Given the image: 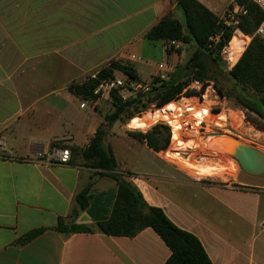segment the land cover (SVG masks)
Returning a JSON list of instances; mask_svg holds the SVG:
<instances>
[{
    "label": "crops",
    "instance_id": "crops-1",
    "mask_svg": "<svg viewBox=\"0 0 264 264\" xmlns=\"http://www.w3.org/2000/svg\"><path fill=\"white\" fill-rule=\"evenodd\" d=\"M198 1L222 18L231 0ZM169 15L184 21L177 0H0V264L169 260L170 248L151 228L134 237L98 232L96 224L111 216L117 182L88 167L80 151L68 165L51 157L60 146L87 148L111 108V100H81L70 85L111 62L132 65L145 82L169 81L184 65L191 45L169 51L166 41L147 39ZM115 127L104 144L118 173H133L146 202L195 235L213 264H264V175L228 184L196 179ZM136 144L143 147L133 163L121 160ZM90 182L88 207L79 210L77 196ZM59 219L92 232L65 236ZM36 231L34 241L17 243Z\"/></svg>",
    "mask_w": 264,
    "mask_h": 264
},
{
    "label": "trees",
    "instance_id": "trees-1",
    "mask_svg": "<svg viewBox=\"0 0 264 264\" xmlns=\"http://www.w3.org/2000/svg\"><path fill=\"white\" fill-rule=\"evenodd\" d=\"M244 8L246 14L241 17L237 29L244 35L253 36L262 22L264 13L250 0H235ZM184 14L180 22L171 15L162 19L147 34L151 41H178L184 45L193 46V53L169 81L161 78L153 80L154 89L151 93L139 95L137 98L123 101L117 91L112 93V114H107L105 122L98 128L95 136L85 149L69 147L72 153L79 152L88 167L100 173V176L117 182L118 190L111 216L96 224L97 231L108 236L134 237L142 230L153 229L170 248L172 254L165 264H213L200 240L193 234L178 228L158 207L150 206L140 190L131 182L133 173H118V163L110 147L104 141L110 128L117 121H123L124 115L130 121L136 114L144 111L150 104L162 106L176 99L193 79L201 81L215 78L214 66L222 62L220 51L233 37V29L226 28L223 39L215 48H210V38L221 31L223 23L220 18L198 0H177ZM228 71V78L241 87L238 94L230 95L228 99L240 104L258 119L264 121V40L255 36L242 54L237 64ZM117 73L139 79L134 67L127 63L111 62L102 68L96 78H89L82 84H72L70 93L83 101L97 100L93 94L100 81L114 78ZM222 93L223 90L219 88ZM247 90L253 91L257 99L249 97ZM227 95V94H225ZM249 123L264 130L256 120L248 117ZM164 127L156 126L152 131L128 132V135L155 152L166 151L170 145L171 134L168 128L166 135L162 134ZM93 182L77 196L79 210H85L91 199ZM78 211V210H77ZM57 231L69 236L78 232L91 233L92 230L76 224H68L59 219ZM41 231L27 234L18 244L24 245L34 241Z\"/></svg>",
    "mask_w": 264,
    "mask_h": 264
},
{
    "label": "built area",
    "instance_id": "built-area-1",
    "mask_svg": "<svg viewBox=\"0 0 264 264\" xmlns=\"http://www.w3.org/2000/svg\"><path fill=\"white\" fill-rule=\"evenodd\" d=\"M250 1L257 5L264 13V0ZM239 11L246 14V11L240 5L232 11L228 10L220 18L223 28L219 33L210 38L209 45L213 49L216 47L215 45L225 40L223 39V35L226 28L233 29L231 41L223 45L224 47L220 51V54L228 63L227 70H231L237 64L243 52L250 44V40L255 36L264 40V17L253 36L244 35L237 29L238 21L235 17ZM234 39H237V47L232 46ZM166 43L169 51L183 50L178 41H166ZM129 60L137 63L142 61L141 58L135 55H131ZM164 69L165 65L163 63L158 65L159 72H163ZM176 71V69H172L171 74L174 75ZM97 74L92 78H96ZM154 86L153 81L145 82L129 76H125L124 78L115 76L114 78L101 80L93 94L98 96V99L111 100L112 93L117 91L123 101H128L137 98L139 95L151 93ZM96 101L89 102L95 103ZM246 114L247 110L240 105L238 106L235 102H231L220 91L214 81L193 79L176 99L162 106L150 104L144 111L131 119L128 126L132 125L134 119H138L146 125V128H144L146 129L144 130L145 133L156 126L168 128L171 134L168 151H171L172 145L184 143L186 138L191 136H199L203 139H207L208 136L215 134L226 136L228 135L227 133H231L235 129L234 125L236 121L246 120ZM231 134L233 135V133ZM2 145H4V140L0 137V146ZM71 156V150L64 146L56 148L51 155L52 160L60 166L68 165Z\"/></svg>",
    "mask_w": 264,
    "mask_h": 264
},
{
    "label": "rangeland",
    "instance_id": "rangeland-1",
    "mask_svg": "<svg viewBox=\"0 0 264 264\" xmlns=\"http://www.w3.org/2000/svg\"><path fill=\"white\" fill-rule=\"evenodd\" d=\"M237 6H238V4L236 3V1L231 0L228 7L226 8L224 14H226V12L228 10L232 11ZM243 15H244V13H241L240 11H239L238 15H236L235 19L238 21L237 25H239V23L241 21V17ZM247 40H249V38H247ZM236 41H237V39H236ZM250 41H252V40H250ZM192 53H193V46H190V52H189V55L186 58V60H188L190 58ZM221 58H222V62H220L219 65H216L213 68L215 70V78L213 79V81L215 82L216 86H218L219 88H221L223 90L224 94H227L226 96H228V98H229L230 95L234 96V95L238 94V92L241 90V87L235 85V83L232 82L228 78V76H227L228 71H226L227 67H228V63H227V61H225V59L223 58L222 55H221ZM186 60H185V62H186ZM119 76L121 78L125 77L123 74H120ZM247 93H248L249 97H251V98H254V99L258 98V97H256L257 95L251 90H247ZM231 102H234V101L231 100ZM109 106H110V104H109ZM110 107L111 108L108 109V112H109L108 114H112V112H113L112 104ZM248 117L256 120L257 123H259L261 126L264 127V121L263 120L258 119L254 114L247 111L245 121L244 120L243 121L242 120L236 121V123L234 125L235 129L231 131V133H233V135L231 133H227L228 135H226L224 137L226 139L229 137H234V138L238 139L239 141L264 152V130H261V129L257 128L256 126H254L252 123H249ZM121 120H123V121H117L116 123H114V124H116V127L114 129L115 131H119L120 128L124 127L125 130H127L128 132L145 133L144 130H146V129L136 130V129L129 127L128 124H130L129 123L130 121L127 119V115H124L123 119H121ZM143 125H144V123H143ZM144 126H146V125H144ZM152 130H153V127L149 130V132ZM161 131H162V134L166 135V130L164 128H162ZM234 135H236V136H234ZM205 140L206 139H203L199 136L188 137V138H186L185 142L182 143L181 147L179 146V148H178V146L176 144H174V145H172L171 151H168V149L166 151H161V152H159L160 153L159 156L163 160H165L166 162H168L170 164H174V165L176 164L186 174H189L191 177L196 178V179H201V180H205V181L209 180V181H213V182L218 183V184H228V183L232 182L233 180L240 181L241 179L247 178V174L243 172L239 163L233 157L226 155L224 153H221V152H212V151H209V152H211L213 154L204 155L205 153L203 150L205 148L203 147L204 146L203 143L205 142ZM142 147H143L142 144H136L134 147V150L132 152H129L130 155L127 153L123 157H120V159L123 161H126L127 163H133L134 159L137 157V155L141 151ZM124 152L126 153V151H124ZM176 156L182 157L185 160L190 159V163L198 164L199 166L216 167L217 165L220 164L223 166V168L219 169L217 172H212V174H210V175L199 174L197 172V170H194V169L190 168L189 166L187 167L186 163L181 159L178 160V158H176ZM206 156H212L213 157L212 158L213 162H211L212 164L207 163L205 160H203V157H206Z\"/></svg>",
    "mask_w": 264,
    "mask_h": 264
},
{
    "label": "water",
    "instance_id": "water-1",
    "mask_svg": "<svg viewBox=\"0 0 264 264\" xmlns=\"http://www.w3.org/2000/svg\"><path fill=\"white\" fill-rule=\"evenodd\" d=\"M223 136L215 134L211 137ZM214 152H222L233 157L240 165L244 173L252 177L264 175V152L249 146L234 137H229L226 141L214 139L208 146ZM209 158V157H208ZM207 157H203V160ZM212 159V158H210Z\"/></svg>",
    "mask_w": 264,
    "mask_h": 264
},
{
    "label": "bare ground",
    "instance_id": "bare-ground-1",
    "mask_svg": "<svg viewBox=\"0 0 264 264\" xmlns=\"http://www.w3.org/2000/svg\"><path fill=\"white\" fill-rule=\"evenodd\" d=\"M237 41H236V39H234V41H233V45L232 46H235V47H237ZM241 48H242V46H241ZM131 128H133V129H136V130H141V129H144V128H146V126H144L143 125V123H142V121L141 120H138V119H134V121H133V123H132V125L130 126ZM214 139H218V140H220V141H226V138L224 137V136H220V137H217V138H213V137H211V135L210 136H208V138L205 140V142L203 143V147L205 148L203 151H204V155H211V154H213V153H211V152H209V151H212V152H214L213 150H211L208 146H209V143L213 140L214 141ZM177 145V144H176ZM181 145H182V143H179L177 146H180L181 147ZM179 148V147H178ZM184 149V148H183ZM222 153V152H221ZM225 154V153H224ZM227 155V154H226ZM207 157V159H205V161L207 162V163H211V162H213V159H210V158H213L212 156H206ZM209 157V158H208ZM176 158H178V160H183L185 163H186V165H187V167L189 166L190 168H192V169H194V170H197V172L199 173V174H208V175H210V174H212V172H217L219 169H221V168H223V166L222 165H217L216 167H211V166H199L198 164H193V163H190V159H187V160H185V159H183L182 157H179V156H176ZM184 164V163H183ZM212 164V163H211Z\"/></svg>",
    "mask_w": 264,
    "mask_h": 264
}]
</instances>
